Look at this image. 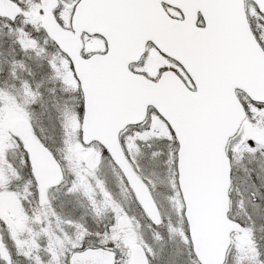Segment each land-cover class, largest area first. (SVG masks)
<instances>
[{
	"label": "rangeland",
	"instance_id": "374dc122",
	"mask_svg": "<svg viewBox=\"0 0 264 264\" xmlns=\"http://www.w3.org/2000/svg\"><path fill=\"white\" fill-rule=\"evenodd\" d=\"M39 10L30 5L24 12L23 19L31 27L41 17ZM252 23L255 26L257 20L252 19ZM259 23L264 25V20ZM23 33L20 29L17 40ZM14 34L11 28L0 25V55L8 51L5 37ZM100 47L99 41L85 38V51ZM32 60L38 64L24 87L0 85V182L7 172L13 173L14 179H22L21 147L9 129L17 118L28 119L36 139L57 156L64 181L51 193L47 209L31 197L27 183L13 190L2 189L0 210L12 212L18 225L14 247H22L31 264H62L61 247L75 252L96 242L112 245L115 264H129L130 247L136 243L144 248L150 264H199L178 188L176 149L166 139L170 133L164 121L151 116L147 127L122 137L129 158L160 207L163 222L154 227L102 147L81 142V120L75 109L79 88L68 59L47 49L44 64ZM157 65L154 60L153 71ZM247 108V123L234 146L239 169L232 189L233 214L243 222L244 231L235 235L226 264H264V108L254 103ZM92 150L102 155L95 172L83 164ZM121 217L130 221L127 229L118 227Z\"/></svg>",
	"mask_w": 264,
	"mask_h": 264
},
{
	"label": "water",
	"instance_id": "95a60500",
	"mask_svg": "<svg viewBox=\"0 0 264 264\" xmlns=\"http://www.w3.org/2000/svg\"><path fill=\"white\" fill-rule=\"evenodd\" d=\"M260 2L264 5V0ZM0 3V13L6 15L18 13L10 2L0 0ZM56 4V0H44L43 25L58 47L71 58L74 72L80 81V88L88 90L87 111L81 127L82 142L85 144L97 142L107 150L144 213L153 225L158 226L162 221L160 209L149 186L138 176L126 156L119 137L120 132L127 126L140 124L146 119L148 105L153 101L147 93L138 94L132 89H127L117 101L107 104L103 109L95 107L90 90L92 70L106 64L108 57L92 54L85 60L81 56V34L85 32L95 35L102 29L91 22L86 7L81 4L76 8L72 19L75 33L64 30L51 11ZM245 6L246 0H231V19L246 50L258 51L255 49V41L248 32ZM126 56L136 58L131 53H126ZM117 83H120L119 79ZM234 88L246 93L252 101L264 103V76L252 74L224 85L200 121L195 151L189 155L185 150L177 162L178 183L185 205L184 216L193 251L200 264H224L232 242V233L243 231V226L239 222L228 217L231 166L226 146L247 117L245 107ZM165 114L167 115V112ZM12 131L23 139L28 149L33 174L45 200L46 190L60 185L64 180L61 165L46 148L33 139L27 120H15L12 123ZM181 136L183 137V133ZM99 164L98 152H90L84 159V165L90 171H95ZM4 222L12 232L17 230L12 216L5 218ZM129 225V220L124 217L118 220L121 229H126ZM130 250V264H149L144 249L139 244L132 245ZM114 262L113 252L106 249L88 251L75 256L72 260V264Z\"/></svg>",
	"mask_w": 264,
	"mask_h": 264
},
{
	"label": "snow or ice",
	"instance_id": "6c2138e0",
	"mask_svg": "<svg viewBox=\"0 0 264 264\" xmlns=\"http://www.w3.org/2000/svg\"><path fill=\"white\" fill-rule=\"evenodd\" d=\"M81 4L91 22L102 29L95 35L104 41L101 55L108 57L106 64L92 70L94 106L103 109L127 89L149 94L153 103L148 113L168 126L166 139L175 146L177 162L185 150L189 155L195 151L200 121L224 85L252 74L264 76V25L259 23L264 20V5L260 0H246L245 20L258 49L251 52L231 19V0H75L73 12ZM252 19L257 20L255 26ZM82 56L89 59L88 54ZM154 60L158 65L153 71ZM79 90L83 116L88 90ZM234 91L238 98L246 96ZM241 102L246 108L249 103L264 108V103L250 98Z\"/></svg>",
	"mask_w": 264,
	"mask_h": 264
},
{
	"label": "flooded vegetation",
	"instance_id": "af4514ba",
	"mask_svg": "<svg viewBox=\"0 0 264 264\" xmlns=\"http://www.w3.org/2000/svg\"><path fill=\"white\" fill-rule=\"evenodd\" d=\"M6 1L10 2L12 4V7L15 8L18 11V13L14 15H6V14L0 13V25H5L8 28H11L12 32L15 33L14 36L12 37L10 36L5 37L4 43L8 51L5 52V55H0V85L2 84L8 85L9 83H12L13 85H16L17 87H21V85L24 87L25 83L28 82L27 79H31L30 71L35 70V67L38 64V61L32 60V59H38L40 62L44 64L46 54H47V49L51 50V52L56 51L57 54L59 53L63 54V52L56 45L53 39L48 35V32L43 25L44 0H22V3L18 5L13 4L12 0H6ZM57 2L58 4L52 8V12H53L55 19L59 22V24L64 29L68 31H74L72 28V18L74 14L73 6L75 5V0H68V2H65V0H57ZM30 5H33V6L35 5L36 8L39 7L40 9L39 11L41 13L40 14L41 17H39V19L35 21L36 22L35 26H32V27L28 21H25V19H23L24 14H22L25 11H28V8ZM78 6H76V8ZM20 29H22L25 33H23L22 39L17 40L18 38L17 33L20 32ZM86 37L92 40L99 41V45H101V47L92 49L89 52L85 51V38ZM81 41H82L81 55L82 53H84L90 56L92 54H101L103 52L104 41L100 39L99 36L88 35L86 33H83L81 35ZM1 50L2 49H0V52ZM33 54H34V57H33ZM49 55H51V53ZM64 57L68 59L71 65L69 58L66 55H64ZM71 68H72V65H71ZM72 71H73V68H72ZM41 79H42V76L40 75L39 80ZM77 84H78V88L81 89L78 81H77ZM82 98H83L82 93L80 90H78V98H77L75 109L77 111L79 119L81 120V124L83 122L84 115L81 116L79 114V105H80ZM150 117L151 115H148L145 122H143L142 124L129 126L124 131H121L120 139L122 140V137L126 135L127 133H133L136 130H140V129L147 127L148 122L150 121ZM14 120L10 122V126ZM245 125L246 123L241 127V129ZM10 126H9V129H10ZM10 133L12 134L11 131ZM80 134H81V129H80ZM12 135L17 140V143L21 147V154H20L19 159L21 160L20 171L22 172L21 174L22 179H19V178L14 179L13 173H8V172L4 173V180L0 182V192L2 191V189H5L4 191H8L11 189L13 190L15 187L20 188L22 187L24 183H27L30 188L29 194L31 195V197L34 199H39L41 207H45L47 209L48 204L50 202V195L58 187L48 189L46 192V198L45 200H43L40 194L41 193L40 188L38 187L33 177L29 152L26 149V146L23 140L19 136L17 137L14 134ZM237 137L238 136L231 138L227 144V154L229 156L230 164H231V181H232L231 189H230L231 202H230L229 216L232 219H236V216H234L233 214L232 189L234 185V178L237 176L238 169H239L238 163L235 162L236 155H235V149H234ZM34 138L36 141H38L36 137ZM7 162L10 163V160L8 159ZM30 178H32V180H30ZM3 181H4V184H3ZM11 215L15 218V215L12 212H8V211L6 212L4 210H0V264H31L27 260V257L22 252L21 250L22 247H14V237H13L14 232H12L4 222V219ZM233 241H234V237H233ZM94 249H95L94 247H83L81 249H76L75 252H72L70 251V247H61L60 261L62 264H72V260L76 255L84 253L88 250H94Z\"/></svg>",
	"mask_w": 264,
	"mask_h": 264
},
{
	"label": "trees",
	"instance_id": "16d2710c",
	"mask_svg": "<svg viewBox=\"0 0 264 264\" xmlns=\"http://www.w3.org/2000/svg\"><path fill=\"white\" fill-rule=\"evenodd\" d=\"M101 244H103V243H101ZM105 244V243H104ZM112 245H110V244H105V245H100V243H98V242H96V243H93V245H91L90 247H95V248H97V247H111Z\"/></svg>",
	"mask_w": 264,
	"mask_h": 264
}]
</instances>
